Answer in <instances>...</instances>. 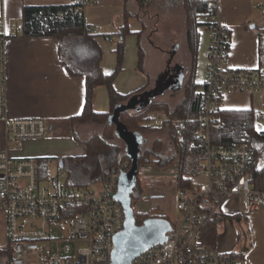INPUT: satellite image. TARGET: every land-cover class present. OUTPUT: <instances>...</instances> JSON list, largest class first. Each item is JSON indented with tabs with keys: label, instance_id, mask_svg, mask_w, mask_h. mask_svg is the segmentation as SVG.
<instances>
[{
	"label": "built area",
	"instance_id": "2783aa9c",
	"mask_svg": "<svg viewBox=\"0 0 264 264\" xmlns=\"http://www.w3.org/2000/svg\"><path fill=\"white\" fill-rule=\"evenodd\" d=\"M148 5L151 0H141ZM210 7L206 22L211 26L204 91L199 103L200 128L194 147L198 152L200 172L192 188H178L179 219L163 244L149 248L132 264H237L232 253L212 248L203 238L206 223L216 213H223L231 199L240 201L239 216L249 217L262 211L264 190L254 189L251 172L263 156L249 145L224 146L217 141L224 129L221 118L223 99L235 93L264 92V69L235 70L229 67L232 35L219 22V0H205ZM89 0L69 4L83 13ZM39 24L63 23L61 11L34 13ZM94 36L100 27L89 28ZM18 29H7L0 21V120L5 123L6 147L20 148L25 140L45 138L50 130L45 119H9L7 116L5 50ZM106 42H112L108 36ZM264 114L255 117V125ZM171 121V120H170ZM164 117L156 124L162 126ZM183 123V122H182ZM181 143L185 136L180 135ZM132 168L126 157L113 167L102 188L64 185V168L42 177L33 158H15L6 148L0 151V209L6 214L10 264H111L116 237L125 229L126 215L117 199L120 177ZM175 172L172 171V174ZM176 174V173H175Z\"/></svg>",
	"mask_w": 264,
	"mask_h": 264
},
{
	"label": "crops",
	"instance_id": "0c3cea01",
	"mask_svg": "<svg viewBox=\"0 0 264 264\" xmlns=\"http://www.w3.org/2000/svg\"><path fill=\"white\" fill-rule=\"evenodd\" d=\"M69 1L0 0V21L5 23L7 29H18L23 25L25 7L67 5L70 3ZM89 1V5L86 6L83 12L84 19L89 28L100 27V35L95 37L96 43L103 51L101 67L105 74L110 75L116 70L118 48L120 42L123 41V61L121 71L115 79L114 87L119 94L133 95L131 100L137 104L131 111L136 112L138 109L150 106L146 102L147 98L144 95L147 92L161 88L160 81H163V77H165L164 87L168 85L167 89L164 93L157 95L154 99L150 98V100L153 103L163 102L171 107H176L180 104L182 101H173L169 93H174L183 88L185 80L190 73L189 68L191 69L188 56L184 58L185 67L179 63L173 65V60L179 53L181 46L184 47L185 54L188 52L185 25L181 24L183 29L175 28L170 32L173 40L170 45H172L173 50L167 54L164 51L166 48L163 47L162 43L161 46L156 44L158 41L159 43L161 42L162 37H158L155 42L150 38L151 36L149 37L150 28H152L154 33L158 31V26H155L154 22L155 19H159V15L154 14V11H149L152 1L148 5L140 3L139 0ZM218 3L219 22L228 27L232 35L229 67L235 70L264 69V57L262 58L260 53V38L261 33L264 32V0H219ZM209 28L210 26L204 28L205 30L201 32L197 57L196 82L200 85H204L206 78V66L210 48ZM127 31L129 32L127 33ZM123 33H127L124 38ZM158 33H161L160 29ZM105 36L110 37L112 42H106L104 40ZM149 38L151 41H149ZM59 45V41L55 38L24 39L16 33L8 40L5 50L7 116L13 120L45 119L49 124L50 130L45 138L25 140L20 143L18 150H14L12 145L6 147L5 123L0 120V151L8 148L11 155L15 158H48L55 160L60 165V161L64 160L65 157H84L87 151L82 141L103 132V126L99 124L80 125L68 122L71 118L81 115L84 110L86 80L84 77H74L68 72L60 58ZM175 48L177 49L176 52H174ZM141 50H144L146 54L142 69L139 67ZM173 69H177L178 81L184 75L182 82L180 80L179 88L178 82L175 81V84L169 82ZM168 72L169 74H167ZM170 85L172 87H169ZM144 88H146L145 91L136 96V92ZM202 92L199 91L201 94ZM165 94L169 96L166 99L157 101L158 98L163 97ZM122 105H128V103ZM93 108L96 113H109L111 111L109 93L105 86L96 88ZM224 110H254L255 117L259 114H264V92H245L228 95L221 103V111ZM158 115L154 120V127L157 129L170 122V119L163 114ZM160 116L164 117L166 122L162 126H157L156 121ZM171 122L177 124L176 121ZM180 123L183 124L182 122L178 124ZM95 131L97 132L95 133ZM157 131L162 134V140L158 139L156 141L163 143L164 158H168L174 151L169 128H162L153 132ZM262 131H264V128L259 130V132ZM153 132L149 133L157 134ZM145 135L147 133L141 136L143 143L147 144L148 141L146 142V140L149 139L145 138ZM75 137L80 139L81 142L77 141ZM144 147H141V149ZM262 157L260 159L261 163L259 161L257 166H264ZM173 163L174 168L171 170V175H177L181 158L177 157ZM198 167L200 172V161ZM149 168L156 172L159 166L154 164L150 165ZM172 171L176 174H172ZM198 174L195 176L189 175L186 178L191 179V183H193L195 180L199 181V179L194 180V177ZM154 193L150 192L149 197H156L157 195ZM140 200H134L133 206ZM169 202L160 206L162 207L161 212L154 211L146 214L143 209L140 210V206H134V210L138 216L148 215L154 218H164L173 225V216L168 208V205L169 207L171 205ZM158 203H160L159 200L154 201V204L157 205ZM240 204L238 199H231L225 204L222 214L225 216L224 222L227 224L228 231L223 240L219 235L217 248L224 252L233 253L238 244L240 233L231 225L232 219L236 218L237 224L246 221L252 227L253 246L250 251H245L246 248L244 249L245 253H247L245 254L244 263L264 264V206L261 212L249 217H242L238 214ZM173 231L174 228L171 227V231L166 236L170 237ZM7 247L6 214L0 209V250H4Z\"/></svg>",
	"mask_w": 264,
	"mask_h": 264
},
{
	"label": "trees",
	"instance_id": "16d2710c",
	"mask_svg": "<svg viewBox=\"0 0 264 264\" xmlns=\"http://www.w3.org/2000/svg\"><path fill=\"white\" fill-rule=\"evenodd\" d=\"M140 3L141 0H139ZM185 12L187 46L190 57L191 70L185 83V95L180 104L171 107L163 102H155L147 108L138 109L136 112L125 111L120 114L119 123L130 133L142 135L162 128H169L170 138L173 145V154L164 158V145L161 141H156L152 148L141 149L139 158V167L157 165L167 167L177 157L181 158L180 169L177 177L172 182H176L180 190L192 188L191 179L186 176L196 175L199 172L198 152L193 146L197 139V133L200 128L198 123L199 103L202 94L199 93L200 84L196 82L197 57L200 46L201 32L203 28L211 26L206 22V17L210 13V7L205 0H181ZM143 4V3H142ZM150 4V3H149ZM43 11L44 13H53L61 11L65 14L63 23H52L49 25L39 24L34 13ZM129 31H127L128 33ZM127 33H123V38ZM21 38H55L59 41V55L66 66L68 72L74 77H84L86 80V100L84 110L81 115L71 118L68 122L73 124H91L97 123L104 126V132L95 134L82 141L87 154L84 157L72 158L76 162H82L84 159L100 158L106 162V167L101 172L98 179L94 181H103L108 172L127 156L122 153L117 143V124H111L110 117L114 115L119 105L129 103L132 94H119L114 87L115 79L121 71L123 61V41L118 48V62L116 70L107 75L101 67L103 51L96 43V37L91 34L89 27L85 23L84 14L76 11L75 7L67 5L59 6H41L25 7L23 13V32ZM260 53L264 57V32L260 38ZM144 53L140 52L139 67L143 68ZM105 86L108 89L111 111L109 113H96L93 108L94 94L97 87ZM146 88L136 92L142 94ZM153 114H163L171 121L162 128H155L150 125L155 120ZM221 118L224 122L222 134L218 137L219 144L224 146L249 145L255 149L258 155L264 148V131L259 132L255 125L254 110H224L221 111ZM149 122V124H148ZM183 122V124H178ZM180 135L185 136V142L181 143ZM76 138V137H75ZM80 142V139L76 138ZM191 158V160H189ZM42 177L49 175L50 162L48 158L36 159ZM63 168L66 166L65 160H61ZM87 169V167H85ZM88 170V169H87ZM251 182L254 189L264 190V166L255 165L251 172ZM71 184V183H70ZM74 185V184H72ZM74 186H87V184H78ZM144 187L138 177L136 186L131 194L132 200H140L144 194ZM138 216V215H137ZM143 220L137 218L138 226H142L145 221L150 219L148 215L140 216ZM225 216L222 213H216L208 220L204 227V241L212 248H217L220 227L223 225ZM170 223V222H169ZM170 227L174 228L172 223ZM249 231H243L246 241L249 239ZM244 249L233 252L232 256L237 260V264H245ZM6 256L10 264V249L7 247L0 250V257Z\"/></svg>",
	"mask_w": 264,
	"mask_h": 264
},
{
	"label": "rangeland",
	"instance_id": "374dc122",
	"mask_svg": "<svg viewBox=\"0 0 264 264\" xmlns=\"http://www.w3.org/2000/svg\"><path fill=\"white\" fill-rule=\"evenodd\" d=\"M151 1H152V3L149 7V11H152V12L154 11V14H158L159 19H157V20L155 19V22H154V25L158 26V28H157L158 31L156 33H154L152 31V28H150L149 37L151 36L150 38L154 42L158 40V37H162L161 42L159 43V41H158V43L156 42V44L161 46V43H162L163 47L166 48L164 51H166V53L169 54L173 50L172 45H170L171 42L173 41L172 36H171L172 33H170V32L175 28L183 29L181 24H184L185 28H186L185 12H184L182 1L181 0H151ZM69 2H72V0H70ZM153 29L155 30L154 26H153ZM159 29L161 30V33H158ZM202 30H205V29L203 28ZM150 38H149V41H151ZM144 41H147V40H144ZM156 44H155V46H157ZM142 52L144 53V58H145L146 57L145 51L143 50ZM186 56H188V59L190 62V57L188 55V52H187V54H185L184 53V47L181 46L179 49V53L177 54V56L173 60V65L176 63H179L185 67L184 58ZM190 70L191 69L189 68V71ZM198 77H199V75H198ZM187 79L188 78H186L185 83H186ZM176 82H178V88H179L181 82H180V80L176 81ZM185 83H184L183 88L181 90L176 91L174 93H169V95H171V98L173 99V101L179 102V101L183 100L184 95H185ZM198 91H204V85H200L198 87ZM169 95L166 96V94H165L163 97L158 98L157 101L162 100V99H166ZM167 105H169V104H167ZM150 114H151V116H155V117L159 116L158 113L157 114L156 113L155 114L150 113ZM154 122L155 121H152L150 123V125L155 126ZM95 124H97V123H95ZM148 124H149V122H148ZM103 128H104V126H103ZM263 128H264V121L261 120V121H259V124L256 125V129L259 131L260 129H263ZM96 132L97 131H95V133ZM103 132H104V130H103ZM65 133H67V132H65ZM69 133L71 134V132H69ZM153 133H157V134H152V133L148 132L147 135H145L146 136L145 138L149 139V140H146V142L148 141V143L147 144L143 143L142 145H140L139 146L140 149L143 146H145L144 149H150V148H152V146L156 140H158V139L162 140V134L160 132L157 131V132H153ZM72 136L74 137V135H72ZM114 141L117 143V145L119 146L122 153L126 152V143L123 139L119 138V139H115ZM263 150H264V148H263ZM263 155H264V153H263ZM72 158L73 157L71 156V157H65V159H64L66 166L64 167V172H65L64 175L60 176L62 183L64 185H66L67 182L69 181L71 184H74V185L87 184V186L90 187L92 190L99 191L103 185L100 181H94V180L98 179L101 172L106 167L105 160L100 159V158H96V159L91 158V159H84L82 162H76V161L72 160ZM77 158H79V157H77ZM259 161H260L259 163H261V160H259ZM262 162L264 163V156L262 157ZM58 166L59 165L55 160H51L50 173L52 176H54L57 173ZM173 166H174V163L172 162L167 167L157 168L156 172H154L153 170H150L149 166L142 167L140 169L141 172L139 175L140 176L139 179H140L145 191H144V194L142 195L141 200L138 201V203L135 204L134 206L135 207L140 206V210L143 209L144 213L148 214V213L154 212V211L161 212L162 207H160V206L163 205L164 203H167L168 201H170L169 204L171 203V205H170V207L168 205V208H169V211L171 212V215L173 216L172 220L174 222V221H178V219H179V212H178L179 195H178V189H177L178 186H177L176 182H174V183L172 182V180L174 179L173 176L177 177V175H178V174L177 175H171V170L174 168ZM85 167H87L88 170ZM192 176H195V175H192ZM150 192H153V193L155 192L154 194H156L157 196L154 198H150L149 197ZM155 200H159L160 203H158L157 205L154 204ZM135 207H134V209H135ZM137 218L139 220H143V218L140 216H137ZM147 221L148 222L159 221V222L167 223L168 225H170V223L167 220H165L164 218L151 217ZM232 221H233V219H232ZM231 225L237 230V232L240 233L238 244L233 251L238 252V251H241L245 248H247L250 251L252 246H253V235H252L253 231H252L251 225H248L246 221H242L241 224H237V222L233 221V222H231ZM227 231H228L227 224H226V222H224L222 227L219 230V235L222 238V240L225 238ZM243 231H249L248 232L249 233V239L247 241L243 236ZM221 238H220V244L222 246ZM8 260L9 259L6 256H2V257H0V264H7Z\"/></svg>",
	"mask_w": 264,
	"mask_h": 264
},
{
	"label": "water",
	"instance_id": "95a60500",
	"mask_svg": "<svg viewBox=\"0 0 264 264\" xmlns=\"http://www.w3.org/2000/svg\"><path fill=\"white\" fill-rule=\"evenodd\" d=\"M176 51L177 49L175 48L174 52ZM167 74H169V72ZM164 78L165 77L162 78L163 81H160L161 88L156 91L145 93L144 96L147 98L148 105L153 104L150 98L154 99L167 89L168 85L164 87ZM183 79L184 75H182V78H179L181 82ZM171 83L175 84V81ZM169 87L172 86L170 85ZM136 104L137 103L131 100L128 105H119L109 121L111 124H117V138H121L125 141V155L132 161V168L130 171L123 173L120 177L117 199L124 207L126 224L124 231L115 239V248L111 264H132L135 258L149 248L165 243L168 239L166 234L171 231L170 225L159 221H145L142 226H138L137 224V215L133 208L131 194L134 191L140 173L138 161L141 155V149L139 146L142 145L143 139L141 135L128 132L123 125L119 123L120 114L125 111H131L136 107ZM60 166L63 167V163H61ZM247 250L246 248L245 251Z\"/></svg>",
	"mask_w": 264,
	"mask_h": 264
},
{
	"label": "flooded vegetation",
	"instance_id": "af4514ba",
	"mask_svg": "<svg viewBox=\"0 0 264 264\" xmlns=\"http://www.w3.org/2000/svg\"><path fill=\"white\" fill-rule=\"evenodd\" d=\"M178 68V67H177ZM180 74V72H179ZM172 81H178V74H177V69H173L170 74L169 82L171 83ZM168 82V83H169ZM234 222H237L236 218H233Z\"/></svg>",
	"mask_w": 264,
	"mask_h": 264
}]
</instances>
